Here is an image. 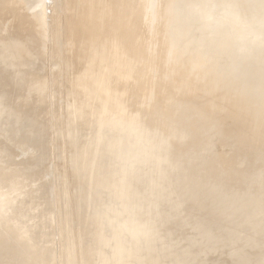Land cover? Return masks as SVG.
Listing matches in <instances>:
<instances>
[{
  "label": "bare ground",
  "instance_id": "6f19581e",
  "mask_svg": "<svg viewBox=\"0 0 264 264\" xmlns=\"http://www.w3.org/2000/svg\"><path fill=\"white\" fill-rule=\"evenodd\" d=\"M155 1L149 7H146L145 0H83L81 5L72 0L70 3L80 29L78 39H81L76 42L75 37L68 38L73 51L67 54L69 60L66 66L76 74L72 93L82 98L76 117L85 120V129L88 124L91 125L95 135L90 138L91 141L95 139L93 144L83 151L74 149L69 155L73 168L76 163L80 165L84 161L79 171L83 175L78 177L82 189L76 190V196L83 206L93 207L92 214L98 221L90 227H87L88 224L81 227L80 233L87 236L86 239L101 235L100 242L104 245L109 241L114 243L113 239L117 241L115 251L108 256L91 252L87 247L84 254L86 263L130 264L133 260L144 258V264H151L149 262L157 258L158 264H173L181 260L180 255L187 251L186 258L182 259L185 260L183 264H225V256H239L238 251H241L238 264H247L248 255L257 247L264 249L263 44L254 60L250 61L253 51L249 58L244 56L254 41L264 34V0ZM20 4L9 7L8 4H0V15L6 16L11 9L7 17L10 23L14 21L13 27H24L23 30L30 27L28 35L33 31L34 39L20 48L19 53L25 57L24 64L29 68L23 81H37L35 91L39 93L41 103L30 104L27 109L28 102L20 100L7 110L8 119L16 122L13 123L15 134L22 131L23 123L32 122V112L36 109L46 108L41 116L53 113L45 105L48 98L40 73L43 55L36 50V44L41 41L39 19L36 17L38 12L32 11L35 5L30 7L29 15L33 20L28 24L17 13ZM115 5L118 6L116 10ZM101 43L115 53L116 61L112 68L106 65L110 55L107 49H99ZM234 54L241 58L236 67L240 70L230 78L228 69L231 68V60H228ZM138 65H159L172 74L179 71L184 75L201 68L216 80L189 89L184 95L173 92L154 98L136 78ZM221 81L224 84L216 89ZM155 87L153 83L150 89ZM207 90L219 92L210 104L212 120L198 147L189 150L188 146L178 141L166 143L161 137L153 138L151 135L142 134L140 138V132L134 131V115L145 112L148 107L170 106L173 99H189ZM84 113L92 115L93 124L86 122L90 117L84 116ZM37 124L24 135L38 138ZM144 124L149 125L150 121ZM71 127V135L79 137V126ZM80 136L89 138L84 133ZM57 152L62 153L60 148ZM6 175L12 174L0 170V184L8 178ZM17 178L6 184L7 188L15 185L27 192V186ZM159 185H162L161 191ZM115 186L116 194L110 197L109 189ZM162 191L163 194L169 191L171 195L166 197L181 204L180 212L192 209L199 214L175 228L171 225L168 204L164 199V203L160 201L163 204H155L158 200H154L156 195L160 196ZM37 201L36 195H23L17 202L5 200L0 191V220L3 215V221L10 224V229L26 227L30 230L41 223L38 219L42 217L41 230H48L50 201L41 209L35 206ZM3 203L11 206L4 208ZM106 206L114 208L110 218L104 217L101 212ZM200 206L205 207L199 210ZM212 209L218 213H213ZM230 209L244 214V217L234 221L232 215L227 214ZM17 211L20 215L14 216ZM213 229L216 232H211ZM221 229H225L226 234L220 232ZM242 229L246 230L247 235L244 236ZM159 231H162L160 237L146 241ZM188 232H192V237L187 235ZM122 234L127 238H120ZM185 236H188V240ZM197 236L201 237H198L200 242L196 239L199 243L194 239ZM28 237L24 241L30 242ZM234 240L235 245L231 246L230 242ZM2 243L0 237V252L10 250L12 245ZM70 245L66 243L69 250L73 248ZM200 245L205 246V249L201 246L204 250L202 254L198 253V249L201 251ZM261 252L264 254V250ZM162 254L163 257L159 259ZM260 257L263 258L262 255ZM22 260L18 264H27L28 260Z\"/></svg>",
  "mask_w": 264,
  "mask_h": 264
},
{
  "label": "rangeland",
  "instance_id": "374dc122",
  "mask_svg": "<svg viewBox=\"0 0 264 264\" xmlns=\"http://www.w3.org/2000/svg\"><path fill=\"white\" fill-rule=\"evenodd\" d=\"M26 1L27 0H0V4H8L9 7L13 4L19 5V2H21L18 8L20 11L17 13H19L18 15H20V18L28 24L33 20V17L29 15L30 7L33 5L36 6L32 11L38 12L36 17L39 19V36L41 39V41H38L39 44H36V50L40 51L43 55V58H41V62L43 63H41L42 68H40V73L44 90L45 93H47L46 95L48 98L45 105L47 109L53 110V113L51 112L41 116L42 111L46 109L44 108L45 106L43 107V110L36 109L32 112V122L23 123L21 125L22 131H19L17 134H15L16 130H13V123L16 124V122L7 117V110L14 106L16 101L23 100L28 102V105H26L27 109H29L30 104L41 103V97L39 93L35 91V84L37 81L35 80L31 83H24L23 81V77L25 73L29 71V68L24 64L25 57L19 53L28 42L34 39L33 31L30 33L31 35H28L30 32L29 29H31L30 27H26L25 30H23L24 27H21L22 29L13 27L15 25L14 21L10 23V20L8 19V13L11 11L10 9L7 11L6 16L0 15V170L5 173L9 172V174L12 175L5 176L8 178L3 179L2 184H0V191L3 192V199H12L15 202H17L23 195H36L38 201L35 203V206L40 207V209L43 205L47 206L49 200L50 205L47 210L49 215L47 218L49 232L47 229L46 231L41 230L43 228L42 217L38 219L41 223H38L34 229L29 230L26 227L10 229V224L3 221V217L5 216L2 215L0 220V237L4 242L2 245L9 243V246H12L11 248L8 247V249L10 248L12 251L10 253V250L6 249V252H0V264H18L20 260L23 261L22 259L28 260V262L31 261V263L33 262L32 264H88L89 261L86 263L87 258L84 257L87 247L91 249V252H96L98 254L103 253L108 256L115 251V244H117V241L116 239H113L114 243L109 241L108 244L104 245L100 242L103 236L100 235V237L95 235V237L86 239L87 236H83V234L80 233L81 227L86 226L87 224V227H90L94 222H98L94 219L92 214L93 207L88 205L83 206L76 196V190L78 191L82 189L78 177L83 175H80L79 171L81 170L80 166L84 164V161L80 162V165L76 163V167L73 168L74 165L69 158L70 153H73L74 149L83 151L93 144L95 140H90L92 135L93 138L95 136L93 134L94 131H91V125L88 124L85 129L87 125L85 124V120L81 121L76 117V112L79 111L82 98H80V95L78 96V94L72 93V85L76 74L72 72L70 67L66 66V62L69 60L67 54H72L73 51L72 43L68 38L71 39L75 37V41L79 42L81 38L78 39V31H80V29L77 27L75 21L76 16L73 14V6L70 4L72 0ZM74 1L81 5V1L83 0ZM154 1L155 0H145L146 7H149L150 5L153 6L156 2ZM114 8L116 10L118 6L115 5ZM21 15L23 16L21 17ZM13 29L20 34L18 35L17 32L13 34ZM10 32L13 35H17L13 36ZM10 35H12L11 39L14 37L13 39L15 40L8 39ZM261 45L264 46V34L260 35L259 38L254 41L244 57L247 56L246 58H249V54L253 51L250 61H252V59L254 60L256 54L262 47ZM99 49L106 50L107 48L102 44ZM107 50L110 55V60L106 65L112 68V64L116 61V56L114 52L109 49ZM230 60L231 68L228 70L231 78L238 74L240 69H236V67L241 62V58H238V54H234L228 61ZM169 62L172 63L173 61L169 60ZM135 74L136 78L141 80L144 84L145 90H149L154 98H161L164 94H172L173 92L177 95H184L185 91H188L189 89L193 90L194 88H198L199 85H202L204 82L206 84H211L216 80V78L212 77L210 73L201 68L190 70L189 74L184 75L179 73V71L172 74L169 70H166V67L161 68L159 65H138ZM222 82L223 81L217 84L216 89L224 84ZM153 83L156 84V87L150 89ZM153 91L155 93H153ZM214 92L215 91L212 92L207 90L204 94L192 96L189 99L176 98L172 100L173 104L170 106L164 104L159 107L150 106L145 112L134 115V131H138V133L140 132V138L142 134L145 136L151 135L153 138L161 137L163 142L169 143L178 141L179 143L188 146L189 150L194 149L198 147L200 141L205 138L204 134L210 126L212 114L209 113V107L219 91L216 93ZM84 116L90 117L86 122L93 124L94 118L92 115L84 113ZM145 121H150V124L145 126ZM36 124L38 138L24 135L29 133L32 127ZM71 125L79 126L77 132L80 133V135L81 133H84L85 136H89V138L80 135L79 137H74L73 134L71 135ZM117 137H119V135ZM59 148L62 153L57 152ZM212 155L216 156L215 154ZM54 164L55 167H53ZM14 176L18 177L17 179L21 184L27 186V192H23L21 189L15 187V185H11L12 187L7 188V185L16 178ZM158 187L159 191H161L162 185H159ZM109 190L108 195L112 197L116 194L117 187H111ZM129 194H131V192H129ZM162 194L163 191L160 193L161 197ZM169 194L171 195V193L167 191L163 194L164 198L162 197V199L160 196L156 195L157 198L154 200H158L156 203L155 201L153 202L157 204L160 201L163 203L165 201L168 204L167 213L170 222H172V224L170 223L172 226L175 228L181 227L194 215L199 214L192 209L180 212L181 204L178 202H172L169 199L171 197L167 198L166 196H169ZM3 204L4 208L11 206L8 203ZM81 206L84 212L82 211ZM204 207L205 206H200L198 209L202 210ZM113 209V206H106L102 208L101 212L104 217L110 218L114 213ZM5 211L7 212V209ZM212 211L215 214L218 213L215 209H212ZM227 211L228 215H232L234 221H240L244 217V214H238L234 209ZM16 214L20 215L18 211L14 213V216ZM87 221L89 222L87 223ZM243 230L245 232H243ZM221 231L224 233L226 230L221 229L220 232ZM114 232L115 231H113V233ZM211 232H216V230L214 231L213 229ZM242 232L244 233V236L245 234L247 235L245 229H242ZM28 235H30V238ZM161 235L162 231H159L155 235L148 237L146 241L156 240V237L158 238ZM187 235L192 237V232H188ZM27 237L31 240L30 242L24 241ZM121 237L124 239L127 238L124 234L120 235V238ZM187 237L185 236L188 240ZM198 237L199 236L194 238L196 243L200 242L201 237H199L200 239ZM246 238L248 239L249 235L246 236ZM196 239H198L199 242H197ZM66 243H70V246L73 248L69 250L70 247H66ZM231 243L232 241L230 242V245L234 246L235 240L232 244ZM6 246H8V244ZM201 246L205 249L204 245H200L199 248ZM202 247L200 248L201 251L198 249V253L200 254L204 252ZM59 249L62 250L60 251ZM255 250V254L253 251V253L248 255L247 264H264V254L261 252L264 249L259 246V248L257 247ZM62 251L63 253H61ZM259 252L263 258L260 257L261 255ZM183 253L180 255V258L182 256L181 260L179 259L173 264H181V262L183 264L185 260L182 261V259L186 258L184 256L187 251H184ZM238 253L241 255L238 256V254H234L232 256H225L223 262L227 264L229 257H231V260H229L230 264L233 260L232 257L237 255V259L233 257V262L236 260L234 264H238L242 252L238 251ZM3 255H6L8 258ZM162 257L163 254L158 258L160 259ZM32 258L38 259L34 263L35 259L33 261ZM250 258L253 260L252 263ZM259 258H261L260 261H258ZM28 262L26 263L28 264ZM149 263L158 264V260L155 258ZM130 264H144V258L133 260Z\"/></svg>",
  "mask_w": 264,
  "mask_h": 264
}]
</instances>
